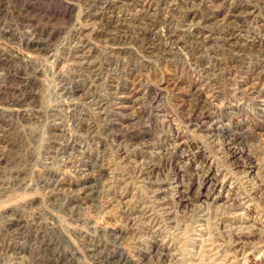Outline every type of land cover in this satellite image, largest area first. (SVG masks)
<instances>
[{
    "label": "rangeland",
    "instance_id": "374dc122",
    "mask_svg": "<svg viewBox=\"0 0 264 264\" xmlns=\"http://www.w3.org/2000/svg\"><path fill=\"white\" fill-rule=\"evenodd\" d=\"M94 1L0 0V264H264V0Z\"/></svg>",
    "mask_w": 264,
    "mask_h": 264
},
{
    "label": "bare ground",
    "instance_id": "6f19581e",
    "mask_svg": "<svg viewBox=\"0 0 264 264\" xmlns=\"http://www.w3.org/2000/svg\"><path fill=\"white\" fill-rule=\"evenodd\" d=\"M95 3H97V4H99V6H100V10L98 11V12H95L94 14H93V16H91V17H93V18H95V19H98L99 20V22L101 23V25H102V28L104 27V28H106L108 31V34H109V36H110V38H112V40H114V41H116L115 43H117V42H123L124 41V43L128 40V39H130V40H132V39H134L133 41H138L139 40V38H140V34L141 33H139V32H137V31H135V29H134V31L133 32H131V34H129L128 33V31L127 30H125L124 29V24H122V23H120V22H118L117 20L116 21H114L113 20V18L109 15V16H107V14H111V12L114 10V9H116V8H119V7H123L122 5H124V3H126V2H122V0H95L94 1ZM147 3V2H146ZM128 4V3H127ZM150 4V3H149ZM130 5H132V7H134V5L135 4H130ZM141 6H142V4H141ZM144 6V5H143ZM138 8V7H137ZM107 11V12H106ZM135 11L137 12L136 13V15H137V18L140 20L139 21V24H142V22H143V24H145V26H149L151 23H152V21L150 20V19H148L142 12H141V10L139 9H136L135 8ZM144 12V11H143ZM144 13H146V12H144ZM149 15V14H148ZM89 17H90V15H89ZM136 18V19H137ZM135 22V21H134ZM123 25V26H122ZM138 26V25H137ZM138 28H139V26H138ZM140 29V28H139ZM149 31V30H148ZM144 35H145V33H144ZM148 35V34H147ZM185 36V35H184ZM188 37V36H187ZM154 38V37H153ZM170 38H171V40H172V38L173 37H171L170 36ZM145 40V39H144ZM170 40V39H169ZM174 40H176V39H174ZM150 41V40H149ZM186 41H187V39L186 38H184L183 37V39H178V40H176V42H175V45H174V48H179L180 46H181V44L183 43V44H185L186 43ZM153 43V46H150L149 44H148V46H147V48L146 49H152V48H155V46L154 45H156L155 44V41H153L152 42ZM201 44V43H200ZM144 47V46H143ZM115 47H112V50H110L109 52H110V54L111 53H115ZM76 53V52H75ZM83 54V53H82ZM84 60L85 59H87L88 57H87V54H85V55H82L81 56ZM73 58L74 59H76V60H78V59H80V56L79 55H74L73 56ZM61 60V59H60ZM80 63V62H79ZM86 66V65H85ZM95 66V65H94ZM96 83V82H95ZM34 87V86H33ZM28 89V88H27ZM68 93H72V90L71 91H69ZM34 94V93H33ZM36 96V95H35ZM33 99V98H32ZM66 100V99H65ZM114 100V99H113ZM113 100L112 99H110V98H107V97H103V99L102 98H99V99H97V100H93V101H91V103H92V106L94 107V109L95 110H97L98 112H102L103 113V111L105 110H108L107 109V107L109 106L110 107V105L113 103ZM119 100V99H118ZM35 101V100H34ZM27 102V101H26ZM121 103V102H120ZM120 103H117L116 104V106H117V110H120V109H123V105H121ZM24 104H26L27 106H29V103H25V101H24ZM114 106V105H113ZM25 107V106H24ZM27 108V107H26ZM112 110V109H111ZM104 111V112H105ZM113 111V110H112ZM116 111V110H115ZM107 113V112H106ZM118 115H117V117L120 115L119 113H117ZM116 116V115H115ZM56 118V117H55ZM56 127V126H55ZM59 135V134H58ZM61 136V135H60ZM70 186V185H69ZM81 190V189H80ZM84 192V191H83ZM85 196H87V195H85ZM91 197V196H90ZM87 198V197H86ZM201 231H202V229H201ZM199 259V258H198ZM116 263V262H115ZM122 264H125L124 263V260H123V262H122Z\"/></svg>",
    "mask_w": 264,
    "mask_h": 264
}]
</instances>
